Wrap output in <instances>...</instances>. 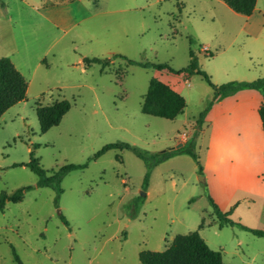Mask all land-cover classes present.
<instances>
[{
    "label": "rangeland",
    "instance_id": "rangeland-1",
    "mask_svg": "<svg viewBox=\"0 0 264 264\" xmlns=\"http://www.w3.org/2000/svg\"><path fill=\"white\" fill-rule=\"evenodd\" d=\"M191 52L215 85L264 77V0L252 17L222 0H0V59L9 58L29 84L26 99L0 119V195L31 187L0 210V264H17L13 249L23 264H141L142 251L163 252L192 232L221 251L225 264H264V238L220 228L209 201L223 212L237 204L232 220L264 229V146L246 150L241 166L228 162L225 144L217 159L210 156L213 131L230 134L238 116L216 108L215 127L208 112L203 133L198 129L213 90L200 75L178 74ZM95 57L110 59L108 67L85 68L83 59ZM152 78L185 98L175 120L142 113ZM249 93L238 98L253 126L259 116L246 101ZM58 100L71 109L42 133L36 105ZM180 139L195 140L202 174L179 152L155 164ZM118 142L147 152V188V163L133 152L110 150L94 159ZM31 152L49 174L68 164L88 166L69 173L59 194L37 187L29 168L14 166L28 163Z\"/></svg>",
    "mask_w": 264,
    "mask_h": 264
},
{
    "label": "trees",
    "instance_id": "trees-1",
    "mask_svg": "<svg viewBox=\"0 0 264 264\" xmlns=\"http://www.w3.org/2000/svg\"><path fill=\"white\" fill-rule=\"evenodd\" d=\"M75 1L78 0H69L70 3ZM222 1L235 13L247 17L253 15L257 4V0ZM112 58H120L126 61L129 65H135L142 68L153 67L160 70L167 69L169 72L176 73L166 64L140 63L130 60L123 55H114ZM109 60L110 59L97 57L84 58L83 64L85 68H90L93 65L98 64L101 66V70H104L108 67ZM182 73L188 75H200L213 90V96L207 109L200 115V118L197 121V127L199 130L202 128L205 117L214 104L231 97L242 90H255L263 95V101L260 105L258 113L264 131V77L252 82L233 81L222 85H215L210 80V77L200 69L198 59L192 52L190 53V63L188 67L178 74ZM27 91L28 82L21 72L17 70L12 61L9 58L0 59V119L9 109L26 99ZM141 108L142 113L145 115L166 120H175L178 116L184 113L186 108V100L181 94L176 92L168 84H165L158 78H152L149 83L148 91L143 98ZM70 109L71 104L67 100H58L50 105L37 104L36 112L40 123L41 132L46 133L52 127L58 126L62 118ZM198 136L199 135L196 133V137ZM110 150H128L136 154L140 159L146 161L148 172L145 178V187L147 188L149 185L148 182L152 167L148 162L147 152L129 143L118 142L104 146L99 152L95 154L94 159H98ZM176 152L189 155L199 167L200 173H203V166L201 164L199 154L196 151L195 140L187 141L185 145L177 151L165 153L155 162V164L165 161ZM30 157L31 159L28 163L15 164L14 166H25L29 168L39 178L36 185L37 187L50 188L59 194L62 193L61 183L69 173L83 170L88 166V164H68L49 174L48 171L40 166L38 160L34 157L33 152H31ZM120 159L121 158H118V160ZM30 189L31 187H26L18 189L12 194L2 193L0 195V210L4 211L7 203H18L22 201L25 192ZM209 201L213 208V213L218 220L220 228L226 226L238 227L244 231L252 233L255 236L264 238V229H253L231 219V215L237 208V204L234 205L230 211L223 212L211 197H209ZM62 219L68 225L64 216H62ZM203 225L204 224H202L200 228H203ZM13 255L17 264H23L14 249ZM139 259L141 264H224L222 252L212 250L198 232L176 236L172 242L168 244L166 250L163 252L142 251L139 255Z\"/></svg>",
    "mask_w": 264,
    "mask_h": 264
},
{
    "label": "crops",
    "instance_id": "crops-1",
    "mask_svg": "<svg viewBox=\"0 0 264 264\" xmlns=\"http://www.w3.org/2000/svg\"><path fill=\"white\" fill-rule=\"evenodd\" d=\"M255 10H256V8H255ZM252 16H250V17H252ZM165 84H167V83H165ZM169 86L171 88H173L171 85H169ZM28 87H29V84H28ZM251 91H254V93H249L246 101L251 102L253 104V106L255 107L256 112L259 116L258 110H259L260 105L263 101V95L258 91H255V90H251ZM238 94H239V92L237 94L231 96V97H228V98L214 104L212 106V108L210 109L207 118H210L209 123H211L212 126L215 127V123H214L215 118L211 117V115L213 114V112L214 113L216 112L215 111L216 108L223 109L225 111L224 113H227L228 115H231L234 113L236 116H238L236 119H234V121H232L236 125H235V129L232 130V132L230 134L226 131L227 128L226 129H220L219 132L213 131L211 138H210V145L212 148L210 156L212 158L217 159L215 156L221 155V153H219L218 151L221 152V150H222L221 145L225 144L227 147V150L229 151L228 162L232 165L234 163H236L239 166H241L243 163L242 157L244 156L246 150L249 153V150L251 149V147L256 146L258 143H261V145L264 146V131L262 128L260 116H259V121H257V119H255V123L253 126L248 123V121H247L248 118L245 117L246 116L245 114L247 112L242 107V104H241L242 101L239 100ZM231 100H235V103L231 104L230 103ZM245 118H246V120H245ZM205 122H206V120L204 121V123ZM202 133H203V128H202ZM184 141L187 142L186 139H180L178 141V143H184ZM184 145H185V143H184ZM218 153H219V155H218ZM242 244H243V242L241 240H239L236 245L238 247H241ZM259 254L264 256V252H260ZM253 259H255V256L252 258V260Z\"/></svg>",
    "mask_w": 264,
    "mask_h": 264
},
{
    "label": "water",
    "instance_id": "water-1",
    "mask_svg": "<svg viewBox=\"0 0 264 264\" xmlns=\"http://www.w3.org/2000/svg\"><path fill=\"white\" fill-rule=\"evenodd\" d=\"M183 146H184V143H179L177 146L171 148L170 150H171V151H174V150H176V149H180V148L183 147Z\"/></svg>",
    "mask_w": 264,
    "mask_h": 264
}]
</instances>
